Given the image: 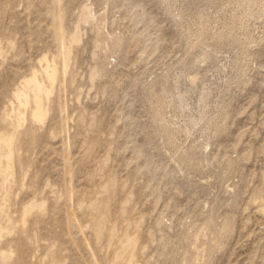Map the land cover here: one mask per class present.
<instances>
[{"label": "rangeland", "instance_id": "1", "mask_svg": "<svg viewBox=\"0 0 264 264\" xmlns=\"http://www.w3.org/2000/svg\"><path fill=\"white\" fill-rule=\"evenodd\" d=\"M0 264H264V0H0Z\"/></svg>", "mask_w": 264, "mask_h": 264}, {"label": "bare ground", "instance_id": "2", "mask_svg": "<svg viewBox=\"0 0 264 264\" xmlns=\"http://www.w3.org/2000/svg\"><path fill=\"white\" fill-rule=\"evenodd\" d=\"M199 62V63H201V62H208V64H210V63H212V62H214L215 60H214V58L212 57V56H210V55H207V54H203L202 55V57H198L197 58V60H196V62ZM182 80V78H181V76H176L175 78H174V90L173 91H171V92H169V94H168V96H169V98H170V100H171V98H172V96H174V97H178L179 95H180V93H181V91H182V89H180L179 91L177 90V87L179 88V85L180 86H182V84H183V81H181ZM190 82H189V92H191V91H195L196 90V88H198V87H195V80H194V78H192V79H190L189 80ZM205 81V80H204ZM197 85V84H196ZM168 93V92H167ZM192 93V92H191ZM209 94H211V92L210 91H208V92H206L205 94H204V104H205V110H206V112H207V110H208V97H209ZM190 98L191 97H189V102H190ZM172 102V101H171ZM169 103H170V101H169ZM192 104V103H191ZM192 106V108H197L198 107V104H196V105H194V104H192L191 105ZM171 108L173 109V117L174 118H176V109L171 105ZM188 118V120L190 119V117H187ZM209 124V122H206L205 123V125H208ZM183 128L185 129L184 131H185V133L186 134H188L189 133V130H188V126H186L185 124H184V126H183Z\"/></svg>", "mask_w": 264, "mask_h": 264}]
</instances>
